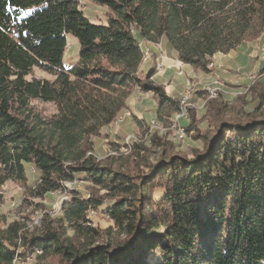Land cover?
<instances>
[{"label": "trees", "instance_id": "obj_1", "mask_svg": "<svg viewBox=\"0 0 264 264\" xmlns=\"http://www.w3.org/2000/svg\"><path fill=\"white\" fill-rule=\"evenodd\" d=\"M92 1L105 21L78 0H0V187L43 199L88 183L37 227L1 220L0 264H264V64L242 94L206 99L195 87L189 101L204 99L189 108L185 149L170 128L179 102L153 79L155 53L141 68L145 41L210 71L214 55L264 36V0ZM68 34L79 48L66 64ZM135 91L152 94L163 131L126 153L106 140L113 154L99 157L94 139ZM91 210L110 223L93 224Z\"/></svg>", "mask_w": 264, "mask_h": 264}, {"label": "rangeland", "instance_id": "obj_2", "mask_svg": "<svg viewBox=\"0 0 264 264\" xmlns=\"http://www.w3.org/2000/svg\"><path fill=\"white\" fill-rule=\"evenodd\" d=\"M78 2L84 11V14L91 21L96 23L105 21V7L94 4L92 0H78ZM67 42L69 47L64 53L63 60L66 64H69L76 60L79 43L77 38L71 34L67 35ZM250 43L240 45L238 48L226 53L223 62H219V59L215 60V63H218V65H224L229 68H226V71L222 68L215 67L212 62L208 65L210 71L204 72L199 69L195 70L187 64H182L180 66L170 67L166 70L164 76L156 79L158 83L167 85L168 80L171 78H177L179 80L178 84H182V88L180 86L178 88V91L182 92L179 94H171L177 98L179 108L173 117L170 127L174 133V138L181 141L179 144L181 149H185L193 144V141L189 140L187 137L185 138V130L183 128L188 122L190 107H194L199 113L204 98L215 97L218 93H223L227 97L242 94L246 91L247 85L255 78L259 77V69L264 64V36ZM156 46L158 50L157 52L159 53L155 60V65L158 69H161L163 68V59L165 56H169V53L165 51L162 44ZM142 49L144 50L145 46H142ZM151 54H154V52H151L150 50L145 49L143 52V63L141 68L144 71L147 69L148 60ZM258 56L260 58L262 57V59L258 58ZM259 59L260 65L255 67ZM35 74L46 75L44 72L37 69L35 70ZM196 86H203V95L205 97L196 100V104L189 101L191 96L189 98L187 97L188 105L186 104L187 110L185 109L184 112V109L182 110L180 104L181 97L188 95V92L191 93V90H195ZM213 90L215 92H213ZM126 102L129 108L123 110L110 126L102 129L100 137L94 139L95 153L99 157H102L105 154H113V151L108 149L106 140L112 139L123 141L126 146H121L120 152L126 153L129 151V144L132 140L145 142L149 132L157 129L159 134L164 129L159 127L154 121L156 101L151 93L147 94L135 91L127 98ZM34 105L37 110L43 114L49 115L55 111L53 103L34 102ZM134 113H136L140 122L136 121ZM147 122L149 124H147ZM25 172L29 182H33L39 175L38 171L34 170L29 164L25 165ZM66 186L67 189L65 191L48 193L46 194V197L40 199L29 196L27 191H25V189L19 184L7 181L0 187V226L2 224L1 220L27 221V219H29L27 226L29 229H32L41 224V217L45 214L55 217L59 212L62 201L70 197L72 190L77 189L83 193L88 191V183L83 181H77L74 183L67 182ZM63 197L64 199H61ZM55 202H57L58 208L52 210ZM89 216L93 224L104 227L110 223V221H108V219L97 210H91ZM34 263V256L29 255L24 260H20L18 257V260L13 264Z\"/></svg>", "mask_w": 264, "mask_h": 264}, {"label": "crops", "instance_id": "obj_3", "mask_svg": "<svg viewBox=\"0 0 264 264\" xmlns=\"http://www.w3.org/2000/svg\"><path fill=\"white\" fill-rule=\"evenodd\" d=\"M162 45L164 47V44H162ZM142 46H145V49L146 50H150L151 52H154L155 55H156V57H155V60H156V58L158 56V53H159V52H157L158 51L157 50V46L155 44H152V43H148V42H145V41H141V47ZM252 46L254 47L253 44H252ZM225 57H226L225 54H222V53L216 54V55H214L212 57V63L215 65V67L222 68V69L225 70L227 67H225L224 65H221L220 66V65H218V63H215V60L216 59H219L220 60L219 62H223V60H225ZM258 58H260V57L258 56ZM260 59H262V57ZM260 59L258 60L257 65L255 67H258L260 65ZM149 60H150V58H149ZM149 60H148V62H149ZM182 64H184V63L179 62L173 55L165 56L164 59H163V68L158 69L156 71V73L153 76V79L156 81L157 78H160V77L164 76L166 74V70L169 69L170 67L180 66ZM147 67H148V65H147ZM227 69H229V68H227ZM186 81H185V84H186ZM178 83H179V80L177 78H173V79L171 78L170 80H168L167 85H164L166 92L169 93V94H179L180 92H182V91H178L179 86L180 87L182 86L181 83L180 84H178ZM134 115H135V117L137 119L138 117L136 116V113H134Z\"/></svg>", "mask_w": 264, "mask_h": 264}, {"label": "bare ground", "instance_id": "obj_4", "mask_svg": "<svg viewBox=\"0 0 264 264\" xmlns=\"http://www.w3.org/2000/svg\"><path fill=\"white\" fill-rule=\"evenodd\" d=\"M192 91V90H191ZM187 93V92H186ZM189 93V92H188ZM187 97H188V95H184V96H182L181 97V102H180V104H181V108H182V110L184 109V112H185V109H186V104H187ZM189 98V97H188ZM188 105V104H187ZM188 108V107H187ZM187 110V109H186ZM183 112V111H182ZM187 113V112H186ZM185 114V113H184ZM60 202V201H59Z\"/></svg>", "mask_w": 264, "mask_h": 264}, {"label": "built area", "instance_id": "obj_5", "mask_svg": "<svg viewBox=\"0 0 264 264\" xmlns=\"http://www.w3.org/2000/svg\"><path fill=\"white\" fill-rule=\"evenodd\" d=\"M194 91H195V90H192L191 93H188V97H190ZM213 92H215V91L213 90ZM61 199H64V197L61 198ZM56 208H58V207H57V202H55V204L53 205L52 210H55Z\"/></svg>", "mask_w": 264, "mask_h": 264}, {"label": "water", "instance_id": "obj_6", "mask_svg": "<svg viewBox=\"0 0 264 264\" xmlns=\"http://www.w3.org/2000/svg\"><path fill=\"white\" fill-rule=\"evenodd\" d=\"M185 138H186V134H185ZM185 138H184V140H185ZM184 140H183V141H184ZM177 141H179V140H177ZM183 141H182V142H183ZM179 142H181V141H179Z\"/></svg>", "mask_w": 264, "mask_h": 264}]
</instances>
